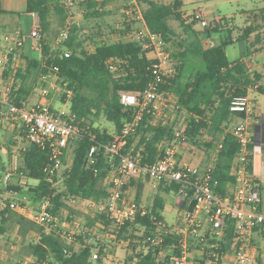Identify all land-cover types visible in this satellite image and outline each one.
<instances>
[{"label": "trees", "instance_id": "1", "mask_svg": "<svg viewBox=\"0 0 264 264\" xmlns=\"http://www.w3.org/2000/svg\"><path fill=\"white\" fill-rule=\"evenodd\" d=\"M139 2L148 28L164 43L174 47L170 56L175 64V73L160 83V90L175 97L172 110L176 118L172 121H155L153 114L142 113L122 153L130 150L134 155L138 154L141 164L153 162L160 154L159 144L174 140V131L179 127L178 116L184 115L186 123L177 141L184 140L214 154L210 162L213 164L210 185L215 194L225 196L229 192V184L235 181L231 167L240 150L239 141L226 129L233 117L244 116L243 113L231 111L229 107L234 97L245 95L249 88H255L264 95L263 75L250 68L251 56L264 49V27L253 26L252 23L239 27L233 17H221L208 23L202 30H197L194 24L199 20L193 14L180 12L179 0L173 3L158 0ZM105 3V0H79L77 6L83 18L94 22L90 33L83 36L78 23H75L68 39L61 41V45L53 50L45 37L52 14L58 17L60 25L65 20L62 0H26L24 12L35 13L39 23L40 56L25 55L19 47L8 54L4 75L6 80H11L10 102L22 106L42 76L56 74V82L61 88L60 101H64L69 92L72 123L82 129L67 145L71 149V160L61 173L62 189L55 186L57 175L50 182L43 171L49 162L50 149L34 144L21 151L22 163L15 169L16 173L22 172L23 183L4 185L5 192L25 195L32 204L47 200L48 211L54 219L61 215L63 209L69 208L67 200L70 197L98 203L106 196L104 180L111 164L104 145L135 115L134 108L125 107L120 102V94L143 91L152 79L151 66L154 60L148 57L139 41L131 38L135 21L124 16L123 22L117 27L100 23L98 20L106 15ZM6 13L12 12L0 7V15ZM171 20L179 23L183 37L172 27ZM235 29L239 33L233 37ZM110 34L114 35V39ZM87 41L94 44L93 50L85 48L84 43ZM236 41H245V50L238 58L230 60L226 47ZM17 59L19 63L12 75L11 64ZM109 61L113 69L109 67ZM55 67L57 72H54ZM101 116L113 123L114 133L93 125V118ZM255 117L262 120L264 114L259 113ZM3 118L4 115L0 113V124ZM20 134L23 135V132L20 131ZM91 145H95L96 150L89 157ZM251 148L249 144L248 149ZM62 162L64 165L65 153L62 154ZM208 164L198 166L204 168ZM252 164V155L248 151L246 165L249 173L252 172ZM252 179L258 183L257 192L264 201V183ZM28 180H36V183L31 184ZM129 186H135L134 200L139 204L143 180L131 178L124 190ZM178 188L177 183H159L158 192L145 213H137L132 221L119 226L113 223L105 211L82 214L84 229L75 235L59 227L53 228L52 221L45 225L30 221L11 207L10 199H6L4 207L0 209V235L13 223L18 224L22 235L34 232L36 239L27 244L32 256L31 264H99L102 256L108 255L111 245L100 241L96 232L106 230L112 236V245L122 246L124 243L130 249L123 264H170V257L179 251L180 236L167 227L169 225L159 224L163 223L165 204L160 192L175 194ZM194 205L195 201H185L179 207L191 211ZM73 215L75 211L69 208L67 219L70 222ZM159 226L163 229L159 230ZM253 232L264 241V226L255 227ZM158 234L161 241L151 243L150 238ZM201 237L198 233L188 240L192 264H207L209 261L220 264L223 256L232 252L236 237L235 220H225L219 236L210 229L206 230L203 244L198 242ZM95 251L100 253L97 259H93ZM254 264L264 263L257 255Z\"/></svg>", "mask_w": 264, "mask_h": 264}, {"label": "built area", "instance_id": "2", "mask_svg": "<svg viewBox=\"0 0 264 264\" xmlns=\"http://www.w3.org/2000/svg\"><path fill=\"white\" fill-rule=\"evenodd\" d=\"M62 3L64 4L65 20L59 28V41L67 40L73 24L77 23L72 10L74 0H62ZM123 13L137 25L131 38L139 41L142 48L147 51L148 57L154 60L151 66L152 79L143 91H127L120 94V102L125 107L134 108L135 115L132 121L126 123L113 136L112 140L104 145V151L109 155L111 164L109 173L104 180L106 196L98 203L90 199L70 197L67 200L68 204L79 203L98 212L105 211L113 223L119 226L126 221H132L137 213L144 214L146 211L134 199L128 198L125 194L124 187L129 179L146 176L157 184L177 183L179 185L175 192L177 203L180 205L185 201H195V205L191 211L183 210L181 213L183 226L177 233L180 236L179 251L170 257V264H192L189 238L200 233L202 237L199 242L203 244L206 240L203 238L205 231L210 229L214 235H221L224 222L229 218L235 220L236 237L233 245L235 264H254L255 255L250 250L251 235L255 227L264 226V201L257 192L258 183L254 182L252 178L261 184L264 183V161L261 159L264 143L258 142L256 139L258 127L264 126V122L254 120L257 112L248 92L232 99L230 110L243 113L244 116L242 118L233 117L226 129L237 138L240 150L231 167L235 181L233 184H229V192L225 196H219L212 191L210 185L212 163L200 168L198 165L178 160L175 145L177 138L183 133L184 126L175 129L174 140L163 141L159 144L160 154L151 163L141 164L139 155H134L130 150L122 153L128 137L135 132L142 113L155 114L157 103L165 95H169L160 90V83L175 73V64L171 59L170 52L165 48L164 41L148 28L139 0H126ZM192 14L201 25H208L201 8H196ZM32 16L35 23L28 36L35 40L40 37V29L35 13H32ZM1 38L5 45L0 55V113L4 115L1 123L4 126H9L10 130L17 129L15 136L19 141L17 149L20 155L21 151H25L30 144L50 149L49 162L43 171L46 174V179L52 182L53 177L64 167L62 154L69 141L82 131L81 127L72 123L69 92H67V98L55 106L52 102V95L57 84L48 81V76H42L45 84L40 86L37 100L31 103L25 101L22 106L11 103V80L5 79L4 72L9 52L16 47L21 49L24 46L25 38L19 33H4ZM108 63L109 67L113 69L112 62ZM16 65V61L11 64L12 75ZM54 72H57L56 67ZM53 75L56 81V74ZM250 89L252 88H249L248 91ZM4 108H6L5 111H3ZM19 128L21 129L19 130ZM20 131L23 132V135L20 134ZM249 144L252 145L250 150L248 149ZM95 150L96 146L91 145L88 156L90 157ZM248 151L252 155L251 173L248 172L246 165ZM15 169L16 167L8 165L3 173L0 172V180L4 184H9L11 178H14ZM18 175L21 176L22 172L20 171ZM189 191H191V196ZM10 204L19 214L36 224L45 225L54 219L48 211L47 200L32 204L25 195H22L10 199ZM203 221L208 224L207 228L203 227ZM159 224L164 226V223ZM161 239L158 234L150 238V241L155 244ZM97 256L96 252L93 253V258H97Z\"/></svg>", "mask_w": 264, "mask_h": 264}, {"label": "rangeland", "instance_id": "3", "mask_svg": "<svg viewBox=\"0 0 264 264\" xmlns=\"http://www.w3.org/2000/svg\"><path fill=\"white\" fill-rule=\"evenodd\" d=\"M78 1L79 0H74V6L72 7L74 13V20L78 23L81 34L83 36H87L90 33L92 28L91 26L94 25V22L92 20H86L83 18L82 11L77 6ZM105 1L106 3L104 10L106 11V15L98 21L103 24L115 25L116 27L118 25H121L125 16V14L123 13V8L126 0H105ZM162 1H170V0H162ZM179 1L181 2L179 9H184L186 15L192 14L196 8H201L203 17L206 19V21L209 24L213 23L214 21H217L221 17H230V18L233 17L236 25L239 27L250 25L248 24V21H251V23L255 22V24H252L253 26L259 25L264 27V18H263L264 8L263 7L261 9L255 8V7L264 6V0H179ZM0 7L19 12L20 17L22 19L29 18L27 13L24 12L25 0H0ZM242 9L244 10L247 9L250 12L249 14H244L243 15L244 18H240L241 16L237 15ZM258 10L262 12L263 17H260L261 13H259ZM252 18H254V22ZM29 24L30 23L27 21L25 22L24 25L22 24V28L24 29L25 32H27L30 26ZM170 24L175 29V31L183 37L184 33L182 32V28L179 25V23L171 20ZM60 26L61 25L59 23L58 17L55 14H52L50 16L49 28L47 30L45 39L51 44V48L53 50L56 49L59 45H61V41L58 40V32ZM135 28H136V24H135ZM194 28L197 30H202L204 26L201 25V23L198 21L197 23L194 24ZM3 30L4 29L0 27V53L3 52L4 50L2 47V44H4L3 39L1 38L2 35L4 33L14 34V33H10L8 29H6L7 32ZM263 30L264 28L262 29V31ZM238 33L239 31L235 29L233 31V37H236ZM253 33H256V31H254ZM110 35L112 36L111 38L114 39V35L113 34ZM84 46L87 50L94 49V44L88 41L84 43ZM164 46L168 48L167 50L169 52L174 50V47L170 43H165ZM25 47L27 50L29 49L28 44L25 45ZM32 47L33 49H30L29 56H33V57L40 56L41 53L40 37L33 41ZM244 50H245V41L243 42L236 41L233 44H230L226 47V53L230 60L238 58ZM250 60H251L250 68L254 71H258L261 75H263L264 78V49L254 53L251 56ZM48 81H52V83L57 84V86L54 88V92L52 95V102L55 106H57L58 103L60 102V93H61L60 85H58V83L55 81L54 75L48 77ZM43 83L44 81L41 77L36 87L30 94V96L27 98V102L31 103L38 99L39 97L38 90ZM248 95L252 100L253 107L255 108L256 112L264 114V95L258 93L255 88L250 89L248 91ZM174 100L175 97L172 94H169L166 97H164L159 103H157L155 114H153L155 121H159L161 119L163 121H172L176 118L172 110L173 109L172 104L174 103ZM178 117H179L178 118L179 128H181L186 123L185 120L186 116L180 115ZM93 119H94L93 125L95 127H98L101 130L106 129L109 133H114L113 123L107 121L103 116ZM1 134L2 132L0 133V135ZM1 138H0V172L3 173L4 169L7 168L8 165L10 164L8 162L11 161H8V157L5 151L2 149ZM256 139L258 140V142L264 143V126L258 127L256 133ZM176 143L180 145V152L184 157V159L188 161V163H192L203 167L207 162L210 163L214 157V154H212V152H205L202 148L193 146L189 142H186L184 140H178ZM13 153L16 156L17 150L15 149ZM64 153H65L64 167L58 171L57 173L58 179L57 182L55 183V186L59 190L62 189L63 187L61 173L63 169L67 168L70 164L71 149L67 147ZM16 158L17 160H15V162L12 165L10 164L9 166L19 167L20 158L18 155ZM261 159L264 161V152H262L261 154ZM13 177L14 178H11L9 183L15 182V179L20 180L22 178L20 175H18V173H14ZM4 185L5 184L0 180V209L4 207L6 201L5 198L6 193L4 191ZM151 188H152V182L147 181L145 184V192H144L146 198L143 201V197L141 196L139 201V205L142 206L144 209H147L149 207V204H151L152 202L153 194L147 196ZM127 194H128L127 195L128 198L134 199L135 197L134 187L129 188ZM15 197L18 198V195H16ZM68 206L69 208L75 211V215H73V220L70 222L67 219L69 208H65L61 211L60 216L52 220L53 222L52 227L53 228L59 227L75 235L84 229L85 224L83 221L82 214L85 213L91 214L95 210L89 209L87 208L86 205L83 206L82 204L79 203H69ZM182 211L183 210L179 207L178 203L173 202V204L171 205L170 202L167 201V205L165 206V209L162 212L164 218L166 219L165 220L166 225H170L167 227H170L175 233H179L180 231L179 229L182 228L183 226L182 219L177 220L178 218H182L180 214L182 213ZM201 217H203V215H201ZM176 220L181 222L176 224L175 222ZM203 227L204 228L208 227V224H206L205 221H203ZM160 229L162 230L163 227L159 226V230ZM96 235L99 237L100 241L102 240V242H108L111 245V249L108 255L102 256V262L99 264H123L130 252V249L125 247L126 244L122 243V246L120 244L112 245L111 244L113 243L112 236L108 235L107 230L105 232L104 231L103 232L99 231L98 233L96 232ZM251 237L252 238H251L250 250L251 252L252 250H254L256 254L261 258V261L264 263V243L261 237L259 236V234H257L256 232H253ZM35 239H36V235L34 232L31 233L29 232L26 235H22L19 232L18 224L16 223L11 224L8 230L3 235H0V264H15L16 262H20L22 264H31L32 256L29 253L27 244L29 242H33ZM253 246H257V247L255 248ZM255 252L253 253L254 255ZM96 253L98 255L97 258L100 257V253L98 252ZM97 258H93V259H97ZM207 264H216V263L209 261Z\"/></svg>", "mask_w": 264, "mask_h": 264}, {"label": "crops", "instance_id": "4", "mask_svg": "<svg viewBox=\"0 0 264 264\" xmlns=\"http://www.w3.org/2000/svg\"><path fill=\"white\" fill-rule=\"evenodd\" d=\"M158 1H162V0H158ZM174 1L175 0L162 1V2H164V3H173ZM25 3H26V0H25ZM262 7L264 8V6L255 7V8L261 9ZM2 9L3 10H6V11H9V12H12V13H6V14H1L0 15V27L2 29H4L3 31H6L7 32L6 29H8V31L10 33H19L20 35L24 36V38H25V40H24V46L21 48V51L23 52V54L29 56L30 49H33L32 46H33V41H34L32 38H30L28 36L29 31L32 29V27H33V25L35 23V19H33L32 13H27V15L29 16V18H25V19L23 18L22 19L20 17V13L19 12L12 11V10H9V9H4V8H2ZM178 10H180V12H185L184 9H178ZM258 12L261 13V16L260 17H263L262 12L259 11V10H258ZM16 13H19V14H16ZM249 13H250L249 10L242 9L237 15L238 16H241L240 18H244L243 15L244 14H249ZM256 13H257V11H256ZM235 16H236V14H235ZM247 18H249V17H247ZM252 20L254 22V18H252ZM26 21L30 23L29 24L30 26H29L27 32H25L24 29L22 28V24L24 25ZM37 21H38V19H37ZM248 24H251V21H248ZM252 24H255V22L252 23ZM1 44H2V42H1ZM27 44H28V47H29L28 50L25 47V45H27ZM2 47L4 49L5 48V45L2 44ZM1 53H0V55H1ZM16 63H18V59L16 60ZM256 114H259V113H256ZM260 114H262V113H260ZM254 120L257 121L256 117H255ZM261 121L264 122V119H262ZM1 132H2V134L0 135V138L2 137L1 138L2 149L5 151V153H6L7 157H8V161H11V162H8V163H10L12 165L15 162V160H17L16 157L18 155L19 158H20V165H21V163H22L21 162V157H20V154L18 153L19 151L17 149V147H19V141L17 140V138L15 136L16 133H17V129L14 128V129H11L10 130L9 126H6V125L4 126V124L1 123L0 124V133ZM175 147H176V153H177L178 160L179 161H182V162H188L186 159H184V157L182 156V154L180 152V145L179 144H176ZM15 149L17 150V155L16 156L13 153L15 151ZM144 178L145 177H143V176L138 177V178H135V179H142L143 180V189H142V192H141V196L143 197V201L146 198L144 192H145V184H146L147 181H151L152 182V188L149 191V193H148L147 196L153 194L152 197H154V195L158 192V184L155 181H153L152 179L148 178V177H146L145 179ZM27 182H29L31 184H35L36 183V180H28ZM18 183H23V179H20V180L15 179V182L9 183V185H17ZM131 187H134L135 194H136V188H135V186H129V187H127V189H125V194L126 195H128L127 194L128 193V189L131 188ZM5 193H6V196H5L6 199H12V198H14L17 195L15 193H11V192H5ZM160 194L165 199V204H164L163 210L165 209V206L167 205V201H169L171 205L173 204V202L177 203V201H176L177 199L175 197V194H172L171 195L170 193L168 194V193L163 192V191H161ZM141 196H140V198H141ZM150 205L151 204H149V206ZM171 209H172V207H171ZM162 216H163V214H162ZM180 219H182V218H178L177 220H180ZM165 220L166 219L163 216V223L164 224H166V221ZM177 220L175 221L176 224L181 222V221H177ZM198 242H199V240H198ZM253 247L256 248L257 246H253ZM254 252L255 251L252 250V253H254ZM231 253H232V255H231ZM231 253L224 255L223 258H222V262L220 264H235L233 249H232V252ZM255 257H257L256 252H255Z\"/></svg>", "mask_w": 264, "mask_h": 264}]
</instances>
